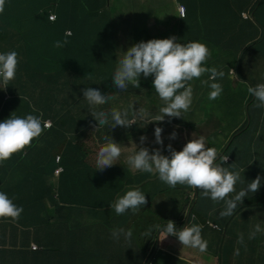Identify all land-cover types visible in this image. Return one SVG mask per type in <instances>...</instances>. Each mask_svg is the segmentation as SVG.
Wrapping results in <instances>:
<instances>
[{"label":"trees","instance_id":"trees-1","mask_svg":"<svg viewBox=\"0 0 264 264\" xmlns=\"http://www.w3.org/2000/svg\"><path fill=\"white\" fill-rule=\"evenodd\" d=\"M98 2L99 0H6L4 11L0 13V52L15 51L18 54L15 79L6 89L0 85V122L11 115L24 118L31 114L41 117L42 121L50 118L53 127L50 130L45 129L39 138L33 140L31 146L25 149L26 154L32 155L45 147L43 161L46 162V176L52 175L57 169V154H61V165L64 167L57 190L43 183L42 160L35 168L21 169L27 178L23 186H14L15 203L28 207L29 210L43 211V201H49L55 209V214L46 219V236L58 232V236L64 237L65 229L72 232L68 236L71 238V247L67 248L74 250L77 257L74 260L79 259V264L86 263L91 257V253L86 252V245L90 238L89 232L97 223L91 213L105 219L104 215L110 209V204L114 203L115 197L125 193V181L128 178L140 182V189L149 201L152 200L146 211L152 212L153 215L147 216L143 213L142 220L158 217L152 206L154 198L160 193L173 192L171 198L178 197L174 199L178 201L175 203L179 209L178 214L172 210L170 213L178 215L175 222L178 230L184 226L187 212L191 211L190 225L198 224L202 229H207L210 228L207 222H212L221 227L220 236L225 234V238H230L233 236L237 217L231 215L221 218L219 212L223 210L224 203L215 204L211 199L202 198L199 189L179 184L175 188H168L169 186L160 185L151 175L140 176L138 180L139 176L132 175L138 171L134 172L129 168L123 154L113 166L103 171L96 170L98 152L90 153L86 146L92 135L96 136L100 147L106 143L105 135L122 145L128 143L132 136L140 139L150 129L145 125L138 129L142 124L137 123L131 128L117 126L111 129L110 125H106L96 130L97 122L90 113L91 106L83 97L82 90L85 87L98 88L106 95L115 96V99L106 104L97 106V111H110L114 105L124 106L119 109L121 111L127 109L125 106H129V112L132 111V106H142L152 111H157L158 106H163L159 98L156 99V105L151 104L153 95L149 85H152L154 77L144 78L141 75L139 88L129 84L127 90L120 91L113 86L112 77L119 58L114 59L110 55L116 52L123 55V51H127L131 46L157 38L139 34L138 29H129L133 35L126 40V33L124 37L121 36L125 29H101L106 21L98 28L86 27L84 22L106 19L99 16V11L104 2L107 6L108 0H101L96 9L91 11L94 3ZM180 3L187 4V0H181ZM189 3L193 4L195 13L192 16L191 6H186V16L181 19L177 43L195 41L208 47L211 56L203 66L223 71L222 78L210 83H219L223 88L222 93L228 92V100L233 105L234 114L240 107L243 108L252 102L248 107L249 125L246 128L247 120L230 134L234 139L223 155L230 157V161L222 166L230 171H240V181L235 185L237 192L257 176L261 177L260 189L256 193H249L241 205L263 208L264 107H256L257 101L247 89L249 86L255 87L264 83V0H192ZM87 6L90 10L84 20L82 10ZM104 13L110 15L106 9ZM244 13L248 15V19L243 18ZM53 14L58 17L55 23L50 20ZM187 15L191 16L194 22L188 23ZM111 19L114 17L111 16ZM16 30L21 34L20 39L12 36V32ZM67 32H71L72 36L66 37ZM64 40L68 41L65 46L54 47L56 41L63 43ZM232 69L237 72L230 74ZM209 75L206 73L200 79L191 81L193 89L201 84V80H208ZM26 93H30L33 99H27ZM145 99L149 103L146 104ZM195 107L196 105L190 107L183 115L193 114ZM207 116L214 121L216 130L218 120L214 113H207ZM244 121L245 119L242 122ZM180 122L181 120L179 124ZM200 123L210 124L207 120ZM195 127L196 124L192 125L191 129ZM239 132L241 133L238 134ZM211 137L214 138V135ZM227 145H218V153L220 154L219 148L224 151ZM89 159H94V163L90 164ZM217 163L222 162L218 160ZM111 187L114 188L112 192L115 196L109 192ZM26 200H30L32 205ZM72 200L76 201L68 204ZM170 220L174 221V217ZM148 222L146 220V224L142 222L140 226L149 227ZM131 225L134 226L133 230L139 228V222ZM166 225L164 224V227ZM30 226L37 227L38 221L33 220ZM40 245L42 250L46 248V264L59 259L65 261L63 254L74 257L69 250H61V243L49 242L46 239V243L40 242ZM221 253L223 254V251ZM96 262L109 264V252L105 245L98 248Z\"/></svg>","mask_w":264,"mask_h":264},{"label":"clouds","instance_id":"clouds-1","mask_svg":"<svg viewBox=\"0 0 264 264\" xmlns=\"http://www.w3.org/2000/svg\"><path fill=\"white\" fill-rule=\"evenodd\" d=\"M5 2L6 0H0V13L4 11ZM179 6L185 7V15L183 17L180 15L185 18L186 5L179 3L178 8ZM52 17H56V21H53ZM245 19H248V15ZM50 20L55 23L58 21V17L53 14ZM117 28L125 29L122 27ZM71 36V32L66 33V37ZM121 36L124 37L125 32ZM175 41L176 37L174 36L166 39H151L147 42L141 41L128 48L127 51H123V55L118 54L119 52L115 54V56L121 55L112 77L113 86L118 90H127L129 84L134 88H139L141 75L144 78L154 77L152 85L155 93L163 103V106L157 107L158 110L155 114L143 107L134 110L133 106L131 112L128 109L121 111L116 108H112L110 111H97V106L115 99V96L106 95L98 88L93 87H85L82 90L84 99L91 106L90 113L97 122L96 130L106 125H110L111 129L117 126L131 128L137 123L146 126L149 123L163 122L166 117L169 119L183 117V114L188 112L192 104L193 87L190 82L194 79H200L206 73L210 74L209 79L201 80V84L208 85L211 89L208 99L216 100L220 97L223 91L222 85L216 82L210 83V81L222 78L224 73L218 71L215 67L203 66L211 56L208 47L195 41L186 44ZM67 43V40H64L63 43L56 41L54 47L61 48ZM17 57L18 54L15 51L0 52V85L3 86V89H6L16 77ZM234 72H237L236 69H232L230 74ZM247 91L257 101L256 107H264V83L255 87L249 86ZM52 127L53 121L50 118L42 121L41 117L31 114L24 118L11 115L10 118L0 122V164L11 159L13 155L23 152L31 146L33 140L41 136L45 129L50 130ZM162 131L161 127H155V138L148 141L151 152L147 147H138L135 143L134 147L127 149L129 154L126 156V163L132 171L157 175L161 182L172 188L179 184L192 189H199L202 198L211 199L215 204L224 203L223 210L219 212L221 218L233 215L238 206L243 204L244 198L249 193H256L260 189L261 177L257 176L250 183H247L246 187L238 192L236 191L235 185L237 181H240V171H230L222 166V164L230 161V157L223 155L231 143L226 146V151L220 156L216 148L207 147L205 137L201 135L199 138H192L188 141L180 151H176L169 144L167 150L170 155H163L160 149H154L158 144L163 145ZM176 135V132H173L169 139L174 140ZM104 140L106 143L99 148L96 155V170L99 171L116 164L124 151V147L108 135L104 136ZM146 140L147 137L141 136L140 144L143 145ZM218 159L222 163H217ZM61 162L62 156L57 154L56 163L58 167L55 171L59 176L64 172ZM60 169L62 170L60 171ZM233 193L235 195L230 196ZM146 204L145 193L137 188L127 191L110 205L111 210H114L117 215H122L131 210L135 213L131 218H135L138 214L136 212ZM22 212V207H18L4 192H0V220L11 219L16 221ZM190 212H187L185 224L186 222L190 224ZM113 216L105 218L108 229L111 228L109 226L112 225L113 227L116 223L121 222L110 220V217ZM163 222L167 224L166 227L163 226L164 238L169 235L175 236L183 247L198 249L201 253L207 250V241L202 238V227L200 225L193 224L177 230L173 221L169 220L166 223L163 219ZM210 223H214L207 222L211 229L221 232L219 225L214 224L219 227V229H214L210 226ZM103 228L104 230L107 229L106 223H104ZM257 233H264V228L259 223L254 226L253 231L249 234V239H254ZM132 235L131 230L119 229L112 232V238L116 241H119L120 237L123 236L125 242H130ZM50 237L52 238L51 242L55 243L58 232L53 233ZM238 242L243 243L242 234L239 236ZM33 245L37 246L36 250L32 248ZM32 246V251L42 249L37 244H32Z\"/></svg>","mask_w":264,"mask_h":264},{"label":"crops","instance_id":"crops-1","mask_svg":"<svg viewBox=\"0 0 264 264\" xmlns=\"http://www.w3.org/2000/svg\"><path fill=\"white\" fill-rule=\"evenodd\" d=\"M101 0H99L100 2ZM106 1V0H105ZM134 0H130L133 2ZM161 5L163 3L168 4L170 2L172 6H174L176 11L175 20L178 21V28L180 27L182 17L178 11V4L181 0H157ZM192 0H187L186 6H191L192 16L195 13V8L193 4L189 3ZM99 2L96 4L94 3L91 11L95 10L98 6ZM153 2V0H150ZM169 3V4H170ZM113 6H117L119 9L118 11L113 8ZM107 7V8H106ZM111 11L110 15H105L104 10ZM127 9V2L126 0H108L107 6H105V2L103 7L99 11L100 17H105V20H97V21H88L84 22L85 26L98 28L101 23H106L100 27L101 29H109L115 27H122L125 28L126 31V40L129 39L133 34L132 30L129 29H138V28H151L155 25V20H144L142 21H128V23H123L120 21V17L122 15H126L128 19H132V17H138V15H130L125 12ZM89 7H85L82 12L84 13V20L87 19L86 17L89 14ZM190 11V10H189ZM116 14V18H115ZM111 16L114 19H111ZM187 22L192 23L194 20L191 16L187 15ZM203 22V21H202ZM12 36L16 39L21 38V34L18 30L12 32ZM93 38H95V34H93ZM117 54V53H115ZM110 55L111 58H120V55L115 56ZM121 54V53H118ZM175 132L173 130H169L167 135L165 136L166 141L163 142V145H159L154 147V149H160L161 154L163 155H170L167 150V146L171 144L172 148L176 151L182 150L179 149V135L176 132V138L174 140L169 139L170 135ZM182 139H186L185 136H182ZM125 143L122 144L124 147ZM35 152L34 154H26V150L23 152L17 153L11 157V159L5 161L4 163L0 164V181H1V188L0 192H4L10 199L13 200L15 203V199L13 196L14 186L22 184L24 185V181L27 178L26 173L20 171L21 169H28L35 168V165L42 160L44 157V150ZM226 149V148H225ZM220 153L221 148L218 149ZM152 151V150H151ZM41 153V154H40ZM124 155L125 161L126 156L129 154L128 150L124 148L122 153ZM127 164V163H126ZM43 183L50 186L52 189H57L60 184V176L56 173H53L50 176H46V162L43 161ZM133 176H139L138 180H140V176L144 175H151L156 181H159L160 185H166L161 182L157 175H153L146 172H138L137 174H132ZM108 179H116L108 177ZM121 183H123L121 181ZM11 184L12 186H9ZM126 189L125 193L129 190L140 189L141 183L133 180L132 178H128L125 181ZM167 186V185H166ZM170 188V187H168ZM109 192L115 196L114 192H112L109 188ZM125 193L118 195L115 197L114 201L117 200L118 197L124 195ZM22 195L25 198V194L22 191ZM169 195L173 197L172 194H163L160 193L156 197L157 202L160 203L162 210L161 213L164 215L163 219L166 223L170 220L171 217H174V223L178 219V215H173L165 207L169 209L170 202H178L176 199L178 197L169 198ZM147 204L145 206H141V208L136 212L139 214H143L146 212V209L150 206L152 202L147 199V195L145 194ZM108 198V201H110ZM169 199V200H168ZM28 204H31L30 200H26ZM76 200L69 201L68 204H73ZM92 201V200H90ZM170 201V202H169ZM169 202V203H168ZM16 204V203H15ZM44 209L40 211L38 209L29 210L28 207H24L22 205L16 204L18 207L23 208L24 220H23V229L20 228L18 221H12L11 219H3L0 220V264H46V248L40 251H32L31 246L32 244H37L41 247L40 242L46 243V239L49 242L52 238L46 236V219L53 217L55 213V209L51 206L49 201L46 199L43 201ZM68 207V206H66ZM133 212L128 210L126 213L122 215H117L114 210L108 209L106 211L105 217L115 216V218H131ZM135 214V213H134ZM91 215L97 220L96 225L94 228H91L89 235V241L86 245L87 249L86 252L89 251L91 253L90 259L84 264H98L96 259L98 257V248L105 245L108 252H109V264H264V233H257L254 239H249V234L253 231L254 226L259 223L262 228H264V205L263 208L239 205L238 208L234 211L232 216L237 217L235 221V225L233 226V236L230 238H225V234L220 236V232L213 230L211 228L202 229L201 235L204 240L207 241V250L201 253L198 249L183 247L178 238L175 236H167L164 238L165 233L163 232L164 222L161 221L159 234L158 237H154L153 235L150 238V241L147 243V249L144 252H139V250L134 245V242L130 240V242L124 243H117L114 244L115 240L112 238V232L107 230H119L120 223H116L109 229L104 230V223H106V228H108L106 220L99 216L98 214L91 213ZM33 220L38 221L37 227H31L30 223ZM93 220V218H92ZM187 220V218H186ZM115 221V220H113ZM130 221L128 226L130 225ZM127 223H121V226H126ZM191 226L186 222L183 227ZM77 227V226H76ZM182 227V228H183ZM102 228V229H101ZM54 229V227L52 228ZM129 230V228H128ZM178 230V229H177ZM180 230V229H179ZM25 233V234H23ZM65 236H58L55 243H61V250H69L71 256L73 258L68 257L67 255L63 254L62 257L65 261L61 259L53 261L50 264H79V259L74 260L77 258L74 254L73 249H68L67 247H71L69 241L71 240L69 235L72 232L64 230ZM149 232H144L146 235ZM243 235V243L238 242V238L240 235ZM108 236H110L113 241L109 240ZM132 236H135L133 234ZM164 238V239H163ZM163 239V240H161ZM12 243H8V241ZM146 243V240L144 241ZM22 249V250H19ZM223 251V254L221 253ZM186 255V258H183ZM79 258V257H78ZM74 260V261H72Z\"/></svg>","mask_w":264,"mask_h":264},{"label":"rangeland","instance_id":"rangeland-1","mask_svg":"<svg viewBox=\"0 0 264 264\" xmlns=\"http://www.w3.org/2000/svg\"><path fill=\"white\" fill-rule=\"evenodd\" d=\"M126 2H127V9L123 13H127L130 15H138V17H132V19H128L126 15H122L119 18L121 22L128 23V21H131L133 19L135 21H142L141 19L155 20L157 22H155L154 27L138 28L137 31L139 32V34H143V35L149 36L150 38H157V39H166V38H171L174 36L176 37L175 42H177L178 35L180 34V27L178 28V21L175 20V17H176L175 8L174 6L171 5L170 2H167L168 4L166 5L165 3L161 5L157 0H153V2H150V0H134L133 2H130V0H126ZM113 8L117 11L119 9L117 6H113ZM109 13L111 14V11H109ZM254 75H255V72H254ZM149 87L152 89V95H153V98L151 99V104L156 105L157 104L156 99H158L159 97L155 93V89L153 85H149ZM209 92H210V88L207 85L198 84L196 88L193 89V99H192V104L190 106V107H193L196 105V107L193 110V114L188 115V116L183 115V117L181 118L169 119L168 117H166L163 122L149 123L146 125L147 127H149L150 131L147 132V134H145V137H147V140L145 141V143L141 145L140 139L135 138V136H132L129 142L125 143L124 148L127 150L129 147H134V143H135L138 147L140 146L147 147L149 151L151 152L150 147L148 146V141L150 139L155 138L154 130H155V127L157 126L163 129L162 131L163 142L168 140L165 138V136L167 135L169 130H173L179 134L177 135V137H179L180 139L179 149L183 148V146L188 141H190L192 138H195V137L197 138L201 135L205 137V142H206L207 147L216 148L218 145L222 146V145L229 144L233 136V135L230 136V134L233 132V130L236 127H240L248 120V115H249L248 107L250 106L252 102H249L243 108L241 107L239 109L237 108L238 110H236L234 114L233 105L228 100V94H227L228 92L226 91L223 92L219 100L215 102L214 100L208 99ZM26 94H28L26 97L27 99H33L30 93H26ZM144 101L146 102V104L149 103L148 100L146 99ZM203 102L208 103V104H204ZM122 107L124 106H118V105L113 106V108H116L118 110ZM125 107L128 110L131 108V107L129 108V106H125ZM133 108L134 110L139 109L138 107H133ZM148 111L152 112L153 114H155L156 112V111H152L149 109ZM212 112L214 113L215 118L218 120L216 130H214L215 129V124L213 123L214 121L211 119V117L209 118V116H207V113H212ZM243 115H244V118H243ZM243 119H245L244 122H242ZM179 120H181L180 122L181 124H179ZM204 120L209 121L210 124L200 123ZM194 124H196V127L194 129H191L192 125ZM140 128H143V125H140L138 129ZM181 135L185 136L186 139H182ZM212 135H214V138L211 137ZM209 138L214 142L212 143L209 140ZM86 146H87V150L90 153H96L99 151V148H100L99 144L96 141V136L94 135H92L91 138L87 140ZM222 153H220V156L222 155ZM88 162L92 164L94 163V159L93 160L89 159ZM110 190L114 191V188L111 187ZM172 194L174 193L172 192ZM170 197L171 195H169V198ZM152 206L158 214V217L156 218L142 220L141 214H139V212L135 216V218H115L114 216L110 217V220L112 221L115 220L114 222L121 221L119 225V229H124L125 231H128V228H129V230L132 231V234H135V236H132L131 240L134 242V245L139 250V252H144L145 249L148 248L147 243L150 241V238L152 235L154 237H158V234H159L158 229L160 228L161 221L164 218L163 217L164 215H162L163 213H161V210H162V208H160L161 205L159 202H157L156 198H154ZM169 206L171 209H169L168 207H165V209L168 210L169 212L172 210L173 212H176L178 214L179 207L177 206L176 203L170 202ZM145 214L147 216L153 215V213L150 211H146ZM131 215L133 216L134 213H132ZM23 220H24V214L22 213L19 219L16 220L18 221V224L21 229H23L22 227ZM146 220L149 221L148 224H150V226L149 227L140 226V223L142 222L145 223ZM129 221L131 223L128 226ZM137 222H139V225H138L139 228L136 230H133L132 228L134 226H132L131 224L135 225ZM121 223H127V225L121 226ZM107 231L113 232L114 230H107ZM144 232H149V233L145 235ZM108 237H109L108 238L109 240L113 241V239L110 236ZM145 240H146V243H144ZM124 242L125 240L123 236H121L119 241L115 240L114 244L124 243ZM8 243H12V242L8 241ZM19 250H22V249H19ZM183 258L187 259L186 255Z\"/></svg>","mask_w":264,"mask_h":264},{"label":"built area","instance_id":"built-area-1","mask_svg":"<svg viewBox=\"0 0 264 264\" xmlns=\"http://www.w3.org/2000/svg\"><path fill=\"white\" fill-rule=\"evenodd\" d=\"M178 11H179V13H180V15H181L182 17L185 15V7H184V6H179ZM244 18H247V15H246V14H244ZM51 19H52L53 21H56V17H52ZM58 160H59V158H58ZM228 160H229V158H228ZM61 170H62V169H60V171H61ZM210 226H211L212 228H214V229H219V227H218L217 225H214V224H211V223H210ZM32 248H33L34 250H36V249H37V246L33 245Z\"/></svg>","mask_w":264,"mask_h":264},{"label":"water","instance_id":"water-1","mask_svg":"<svg viewBox=\"0 0 264 264\" xmlns=\"http://www.w3.org/2000/svg\"><path fill=\"white\" fill-rule=\"evenodd\" d=\"M246 49H247V48H246ZM246 49H245V50H246ZM243 53H244V51L242 52V54H241V56H240V59H241ZM249 121H250V119H249V117H248V124H249ZM248 124H247L246 128L248 127ZM246 128H245V129H246ZM240 133H241V132H239L238 134H240ZM238 134H237V135H238ZM235 136H236V135H235ZM233 139H234V137L232 138V140H233ZM230 143H231V142H230ZM226 149H227V147H226ZM226 149H225V151H226Z\"/></svg>","mask_w":264,"mask_h":264}]
</instances>
